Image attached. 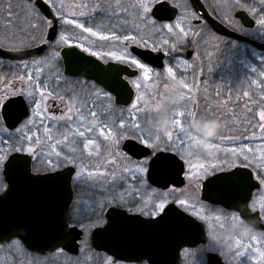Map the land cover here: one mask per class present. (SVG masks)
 <instances>
[{
	"label": "snow or ice",
	"instance_id": "1",
	"mask_svg": "<svg viewBox=\"0 0 264 264\" xmlns=\"http://www.w3.org/2000/svg\"><path fill=\"white\" fill-rule=\"evenodd\" d=\"M260 2L264 4V0ZM43 3L51 9L53 18L41 12L38 0H26L23 14L31 17L27 39L15 43H0V50L15 54L14 60L24 73L20 75L17 72L12 75V81L18 80L20 85H24L26 79L28 81L25 86L13 84L0 89V198H5L10 192L17 165L23 166L33 179L66 182L73 195L64 207L62 224L43 241L51 245L46 250L33 247V241H36L35 230L27 223L20 222L6 229V234H4L5 229H0V251L6 252L11 257L10 261L0 260V264H25V261L27 264H46L49 256L63 258L69 254H73L70 264H91L90 254H98L104 242L100 239L101 235L113 233L117 227L113 223L114 217L128 220H142L140 217H147L148 221H142L159 223L170 216L180 230L197 226V221L206 223L209 241L212 239L211 221H215V225L220 228H223L225 219L235 222L242 218L253 222L256 227L259 225L261 230L256 231L247 242L236 241L232 248L252 249L259 259L264 260V249L256 246L264 240V151L259 148L254 151L251 148L246 150L244 147H221L216 144L213 145L215 154L209 157L214 161H220L219 163L193 164L192 156L200 149L192 143L186 126L189 121L201 116L199 105L193 106L188 111L184 109L176 111L174 117H188L186 125L182 124L180 119L174 118L171 127L165 130L156 128L155 134L143 127L136 119V113L144 110L147 102L141 108H138L136 103H132L131 108L128 109L129 116L125 118L121 113L119 122H114L110 119L114 101L109 92L123 96L128 90V84L132 83L139 93L142 85L136 81L126 82L122 69H101L103 72L116 71L119 74L107 82L85 83V80L92 81L94 77L82 68L84 57H80L75 51L65 52L63 57L60 55L61 49L68 47L80 49L88 56H99V53L86 43L77 41L70 43V38L65 34V26H74L89 37H98L101 41H116L121 45L119 52H107L106 57L111 56L113 60L126 65L127 68L139 70L144 81L153 77L159 81L161 74L154 73L152 68L130 50L129 45L136 44L137 47L153 53L162 52L165 47L168 48L169 53L174 51L188 36L192 27L190 21L202 19L192 10L189 0H135L130 6L139 22L135 27L138 30L140 25H143L144 35L128 34L127 19L117 11L123 7V11L128 12V6H122L119 0H116L115 4L112 0H104L103 7L93 6L94 10H98L97 15L108 12L116 17L109 34H102L93 27L86 26L87 21L79 22L76 19L66 18L62 0H43ZM209 6L213 11L223 7L221 3ZM232 7H241V0H235ZM7 11L8 19L11 21L12 14H16V6L9 3ZM71 15L74 17L75 13ZM80 15L84 16V13L81 12ZM165 19H175L176 22L157 24L158 20ZM186 22L187 31L182 26ZM260 24L264 27V20H261ZM117 28L123 31L122 38L116 34ZM161 33L174 36L175 43L161 39L159 43L153 41L149 44L151 35L159 36ZM62 59L67 62V76L60 71L63 66L60 63ZM3 62L4 58L0 57V64ZM87 63L93 62L87 61ZM183 63L177 64V68ZM45 67L55 73L51 82L48 78H41L40 74ZM29 68L35 69V72L29 71ZM69 77L76 79L69 80ZM80 77H84L85 80H81ZM4 82L8 83L7 80ZM177 82L183 86L186 100L191 101L190 93L194 86H190L182 77L178 79L173 68H167L165 92L170 85ZM156 86L152 85V87ZM136 99L140 101L142 97L137 94ZM163 99L162 94L152 111H159L160 101ZM204 107L207 116L217 117V113L209 108L207 103ZM57 112L59 115L56 114ZM260 118L264 121V112L260 113ZM230 122L233 125L229 129L231 132L243 133L244 130L234 126L235 121L231 117L225 119L224 126ZM176 128H179L180 133L183 134L180 139L181 144L184 145L181 152L176 153L178 159L162 154L172 151L170 142L173 141V131L170 129ZM261 131L264 132V127H261ZM93 133H98V136H94ZM99 137L103 140H99ZM220 139L233 140L234 136H221ZM126 140L130 141L127 152L121 147L122 142ZM128 152L131 155H128ZM257 152H259V162H257ZM219 153H231L236 159H222ZM137 154H142L143 158L134 159ZM162 161L177 167L180 173H184L187 165L185 178L188 185L167 188L164 192L155 194L156 189L148 183L151 179L149 168L151 167L154 175ZM109 165L111 167L106 171H99ZM209 170L213 175L218 172L225 173L216 175L215 179L209 182L210 192L216 186L228 185H234L241 191L247 189L248 195L244 198L247 214L233 212L227 217L220 214L209 217L205 214L204 206L199 200V191L201 181L210 175ZM77 189L90 193L88 201L80 209L75 205ZM252 189H259L260 194H254ZM149 192L155 195L145 199L143 194ZM97 196L103 199L99 200ZM169 203L173 207L165 212ZM105 209L110 211L106 213ZM156 217L160 219L157 220ZM222 254V250L210 242L203 250L200 264H211L214 257ZM149 261L151 257L139 258L140 264H149ZM102 264H121V259L114 258L113 254L104 259Z\"/></svg>",
	"mask_w": 264,
	"mask_h": 264
},
{
	"label": "water",
	"instance_id": "2",
	"mask_svg": "<svg viewBox=\"0 0 264 264\" xmlns=\"http://www.w3.org/2000/svg\"><path fill=\"white\" fill-rule=\"evenodd\" d=\"M189 1L192 7L209 22L216 33L237 41L246 42L255 49L264 51V43L252 40L218 23L209 15L201 0ZM38 4L43 14L47 15L49 18H53L51 9L43 3V0H38ZM237 16L245 25H252L251 19L244 12L238 13ZM162 21L172 20L165 19ZM48 35L50 36V30ZM44 47L47 46L44 45ZM131 50L142 61L150 65L156 64L155 60H161L163 58V55L157 58L153 52L135 46H132ZM36 51H39V49H36ZM68 51H75L80 57H84L85 62L82 64V68L94 77L92 80L93 82H107L119 74L116 71L103 72L101 69H122L123 76L128 78L138 74V71L129 69L127 66L119 63H103L98 58L83 53L80 49L63 48L61 57ZM184 54L185 53H179L181 56H184ZM0 57H3L5 60L15 61V54L9 51L0 50ZM87 61H92L93 63L89 64ZM63 63L65 73L67 74V62L63 60ZM158 66V68H161L163 65L158 64ZM100 86L102 87L103 85ZM105 90L108 91V89ZM111 94L115 98V103L119 106L130 105L135 97V91L130 83L128 84V90L125 91L123 96H116L115 93ZM18 110L19 109H17V111ZM129 143L130 141H125L123 144L125 152H127V145ZM131 143L135 142L131 141ZM128 154L131 155L130 152H128ZM162 154L178 159L176 154L171 152H164ZM134 158L143 157L142 154H137V157ZM246 171H248V169H246ZM223 174L225 173L216 175ZM14 175L15 179L10 192L5 198H0V229H5L4 234H6V229L20 222L27 223L35 230L36 241H33V247L46 250L51 245L43 241L46 236L54 233L62 224L64 207L72 197L73 192L69 190L66 182L31 178L23 166H15ZM149 175L151 179H149L148 182L154 187L163 190L170 186L182 187L185 185L184 173H180L177 167L167 162L162 161L157 166L154 175L150 167ZM216 175L203 183L202 199L237 212H241V206L243 205L242 213L247 214V209L244 205V198L248 195L247 189L241 191L234 185H228L221 187L216 186L210 192L208 188L209 182L215 179ZM181 181H183V184H181ZM255 190L256 189H252L253 192ZM171 207H173L172 204L167 205L165 212ZM140 219L148 221V219H143L142 217H140ZM156 219L159 220L160 217ZM142 220H128L123 217H114L113 223L117 227L113 233L101 235L100 239L104 242L100 246V251L106 252L109 255L114 254V258L119 257L121 261H139V258L144 256L151 257V264H178L180 250L182 248L193 247L206 240L205 227L199 221L196 222L197 226L180 230L177 228L171 216L162 219L159 223H149ZM256 228L260 229L259 225H257ZM153 234L157 235L156 240L152 237ZM155 241L157 245L153 246ZM211 264L224 263L221 262L220 259H216V261L214 260Z\"/></svg>",
	"mask_w": 264,
	"mask_h": 264
},
{
	"label": "rangeland",
	"instance_id": "3",
	"mask_svg": "<svg viewBox=\"0 0 264 264\" xmlns=\"http://www.w3.org/2000/svg\"><path fill=\"white\" fill-rule=\"evenodd\" d=\"M221 1H223L225 5V18L224 19L226 20L228 24L233 25L235 27H237L236 22L233 21L234 20L233 15L235 11L240 10V9H245V8L249 9L248 4L250 3V1L252 2V6H254L256 3L257 7L255 8L254 11L252 10V13L255 14L257 28L253 29L252 32L254 35L256 36L258 35L264 39V27H262L260 24V21L264 20V10L263 12L260 11L264 9V4H261L260 0H241V7H237V8L232 7V4L235 3V0H221ZM62 2L65 5L64 12L66 14V18L76 19L79 22L87 21L86 26L93 27L94 30L102 34H109V32L112 30V25L115 22L116 17L112 16L108 12L103 13L102 15H97L96 11L98 10L93 9L94 5H99L100 7H103L104 0H62ZM112 2L113 4H115L116 0H112ZM119 2L122 6H128V12H124L123 7L117 9V11H119L121 15L127 19L126 27L128 29V34L129 35H137V34L144 35L143 25H140L138 30L135 27V25L138 24L139 22L136 20L135 16L133 15L134 10L130 7L132 4L135 3V0H119ZM20 5L22 8L20 13L23 16L21 20L17 18L16 15L18 14L16 13V14H12L11 21L8 19V16H7L5 21L0 22V24H2L1 27L5 33L1 35L2 36V38H0L1 43H6V44L15 43L16 40H21V38L27 39L28 34H29L28 23L31 17H28L25 14H23V7L26 6V1L22 0V3ZM83 5H87V7H83ZM81 12L84 13V16L80 15ZM71 13H75V16L73 17ZM175 22L176 20L168 24H175ZM157 24H160V23H157ZM190 24L192 26L191 21H190ZM182 26L185 27L186 31L188 30L187 22ZM65 27H66L65 34L70 38V43L72 41L86 43L87 46H89L92 50L97 51L99 53L98 57H100L101 59L113 60L111 56L106 57L105 53L111 52V51L119 52L120 50L121 45H118L116 41H101L99 40L98 37H89L88 34L86 33L82 34L81 30L76 29L74 26H65ZM191 30H192V27H191ZM191 30L189 31V33L191 32ZM115 31H116V34H118L122 38L124 34L123 31H121L119 28L115 29ZM145 38L149 39L148 36H145ZM161 39H168L170 43H175L174 36L168 35L166 33H161L159 36L154 35V34L151 35V38L149 39V44H151L153 41L159 43ZM231 44H232L233 49L236 50V53H235L236 59L239 60L238 63L241 64V68L243 71H242L241 76L236 75V76H231L230 78L229 77L225 78L224 83H225L226 91L230 95H233L232 93H239V91H241L240 93H248V95H250L249 93H264V52H259L255 49H252L250 51L245 46L237 45L236 42L231 43ZM131 45H136V44H130L129 47ZM164 49L168 50L167 47H165ZM250 57L252 60L250 59ZM204 58H206L205 59L206 61L202 63H205V65L210 64V66H212V64L218 60V58H216L212 54H210L209 56L208 53H207V56H205ZM195 59L197 61L198 57ZM177 62L178 63L184 62L180 68H173V71L176 72L177 74V78L179 79L182 77L185 79L186 83H188L190 86H194L193 91L190 93V95L192 96L191 101L186 100V103L182 107V109H184L185 111H188L193 107V100L197 102L198 98H200L202 94H204V93H199V91H201L203 87V83H201V77L205 75V70L204 68L202 69L203 64L201 63V66L198 65L196 70H194L191 74L189 71V67H191V63L189 65L188 62H186V60H183V59H178ZM167 68L169 67H166V69ZM166 69L165 70L153 69L154 73L161 74L159 81H157L155 77L151 78L148 81H144L142 79L141 74L138 78L132 80L142 85L141 89L139 90V93L137 92V89L134 87L136 90V95H135L133 103H136L138 108H141V106L145 105V102H147L144 107V110L136 113V119L138 122L142 124L143 127L151 130L153 134H155L156 127L152 126V121L157 112L152 111V109L155 107L156 103L160 100V97L162 94L164 95V98L167 95V92H165L164 90ZM28 70L35 72V69L33 68H29ZM17 72L20 75L24 74L23 71L19 68V66L17 68ZM40 75L42 79L48 78L49 82H51V78L55 76V73L52 72L49 68L45 67L43 73H41ZM211 77L213 81L210 82L209 84L217 86L218 88L217 90H213L215 91L214 93H211V92L208 93L209 94L208 97L210 99H213L217 94L216 91L220 90L221 82L219 81L218 74L213 73ZM25 82H27L28 84L27 79L25 80ZM154 84L157 86L152 87V85ZM137 94H139L142 97L140 101H137L136 99ZM131 105L125 108L124 110L122 109L119 110V112L115 110L112 121L118 122L117 118L118 117L121 118V113H123V116L128 117L129 116L128 109L131 108ZM198 105L200 106V113H201V116L199 117L203 116V117L209 118V116H207V111L205 109H203L202 111L201 103H198ZM214 105L218 106L217 103H215ZM241 111L244 112L246 110L244 109ZM257 111L256 113L254 112L255 113L254 117L258 119L257 124H259L257 128L255 127L251 129H246V131H243L244 134L242 133L244 135L242 138L248 139V142H243L244 140H241V143H234V142L225 140L226 144L224 145L219 144V145L221 147H236V148L244 147L246 150L251 148L254 151L257 148H259L260 150L264 151V139H262L264 138V132L261 131V127H264V121H262L260 118L261 112L259 110ZM133 112H136V110H133ZM245 116L246 114L244 115V117ZM224 117L225 119H227L228 117H231L232 120H234V114L232 113H227L226 116ZM252 117H253L252 115L247 114V118L252 119ZM149 118H150V121H149ZM174 118L180 119L182 124H185V125L187 124V121H188L187 116L174 117ZM190 122L191 121H189V123ZM125 123H127V119ZM231 126H232L231 123L225 126L226 128L224 130L225 137L227 136L226 131H228V129L231 128ZM170 130L173 131V141L170 142V144L172 145V151H174L175 153L181 152L184 145L181 144L180 138L182 137L183 134L180 133L179 128L170 129ZM93 135L98 136V133H93ZM160 135H163V133H160ZM99 140H103V138L99 137ZM218 155H220L222 159H236V157L232 156L231 153H219ZM192 160H193V164H196L197 162L205 163V164L220 162V161L212 160L211 157L206 155L201 150H196L194 152L192 156ZM257 162H259V152H257ZM109 167L111 166L109 165V166H106L105 168H101L99 169V171H102V172L106 171V169ZM195 170L199 171V169H195ZM187 171H188V168L186 165V174H187ZM209 171L211 173V170ZM117 175H119V170H117ZM187 185H188V181L186 179V185H184L183 187H186ZM161 192H164V190L156 191L155 194H159ZM155 194L149 192L143 195L145 199H150ZM89 195L90 193L83 191V194L78 197L77 203L79 204L80 208H82L84 204L88 201ZM97 199L102 200L103 197L97 196ZM203 206L205 209V214L207 215L206 205L203 204ZM210 217H212V215H210ZM256 246L263 249L261 246H259V244H257ZM241 249L231 248L230 250H224L226 257L228 258V261H230L231 256H235L237 253H238L237 254L238 258L242 257V255H244V252H240ZM72 258H73V255L71 254L63 258L49 256L47 259L49 260V262L47 261V263L49 264H70V260ZM106 258L107 256H103L100 254L98 255L90 254L89 256V260L91 261V264H102V261ZM0 260L10 261L11 257L8 256L6 252L0 251ZM252 260L255 261V263L262 261L261 259L258 258V256L255 253H254V258Z\"/></svg>",
	"mask_w": 264,
	"mask_h": 264
},
{
	"label": "flooded vegetation",
	"instance_id": "4",
	"mask_svg": "<svg viewBox=\"0 0 264 264\" xmlns=\"http://www.w3.org/2000/svg\"><path fill=\"white\" fill-rule=\"evenodd\" d=\"M201 1L204 4L209 15L211 17H213L218 23H220L223 26H226L228 29H230L234 32H237L243 36H246L252 40H256L258 42L264 43V39L262 37H260L258 35L256 36L252 32L253 29L257 28L256 27L255 14L252 13V10L254 11L255 8L257 7L256 3L254 6H252V2L250 1V3L248 4L249 9L245 8V9H240V10L235 11V13L233 15L234 16L233 21L236 22V24H237V27H235L233 25L228 24L226 22V20L224 19L225 18V5H224L223 1H221V0H201ZM215 3H221L223 5V7L218 8L216 11H213V8L210 7L209 5L215 4ZM192 10L195 11L200 17H202L201 14L199 12H197L193 7H192ZM241 11L247 13L250 16V18H252L254 20L253 27L250 25L249 26L245 25L241 21V19L237 16L238 13H240ZM260 11L263 12V10H260ZM1 13L9 14L7 11H0V15H1ZM221 17H223V20H221ZM1 21H2V19H0V22ZM157 23H163V22H157ZM191 23H192V30L188 34V36L184 39L183 44L177 45L176 49L170 53H169V50H165V49L162 52L153 53L155 56H157V58L161 55H163V58L161 60H159V59L155 60L156 64H153L154 66H149V65H147V66H149L152 69H159V70H165L166 67L177 68V64H180L177 62V60L183 59V60H186V62H188L189 65L191 63V67H189V71L192 74V72L194 70H196L198 65L201 66V63L206 61L205 60L206 58H204V57L207 56V53L209 56H210V54H212L213 56L218 57L219 58L218 59V63H219L218 64V77H219V81L221 82L220 90L216 91L217 94L213 99H210L207 96L205 98V103H207L209 105V108H211L212 110L216 111V113H218L216 118L222 120L223 123L225 121L224 116H226L227 113H232V114H234V121H235L234 126L236 128H240L242 130L251 129V128H255V127L257 128V126L259 125V124H257L258 119L256 117H254V114L256 113L257 110H259L260 112H264V93H249L250 95H248V93H240L241 91H239V93H232L233 95H230L226 91L225 83H224L225 78H227V77L230 78L231 76H236V75L241 76L242 71H243L241 68V64L238 63L239 60L236 59V55H235L236 50L233 49L231 43L236 42L237 45L245 46L250 51L253 49V47L251 45H249L248 43L237 42L236 40H234L232 38H228L226 36H222V35L215 33L213 28L209 24V22L203 17H202V19H199V20H191ZM1 31H2V29L0 27V38H2ZM139 48H142V47H139ZM62 49H61V51H62ZM209 52H210V54H209ZM179 53H185L184 57L178 56ZM173 57H175V59ZM197 57H198V60L196 61L195 58H197ZM97 58L99 60H101L103 63H108L110 61H113V60H104V59H101L100 57H97ZM193 59H194V61H193ZM250 59H251V57H250ZM113 62L118 63L117 61H113ZM60 63L63 65L60 68V71L64 72L65 76H67V74L65 73L63 60H61ZM158 64H160V65L162 64L163 67L157 68V67H159ZM202 64H203L202 69L204 68V70H206L207 66L205 65V63H202ZM192 67H193V69H192ZM17 68H18V65H17L16 61L4 59L3 64H0V89H3L5 87H10L13 84L16 86L27 85V82H24V85H20V82L18 80L12 81L11 77H12V75H14L17 72ZM133 70H137V69H133ZM137 71L139 72V70H137ZM139 76H140V72L136 77H134L132 79H128V80L132 81V80L138 78ZM205 78L206 77H204V76L201 77V83H203V79H205ZM74 79H76V78L75 77H69V80H74ZM80 79L85 80V78H82V77H80ZM5 80L8 81L7 84L4 82ZM85 83H95V82L85 80ZM204 92L205 93L206 92L214 93L215 91H203V90L199 91V93H204ZM109 95L112 96L113 101H114L113 111L110 114V119L112 120L114 117V111L115 110L117 112H119V110H121V109L124 110L127 107L117 105L115 103L114 96L110 92H109ZM215 103H217L218 106H215L214 105ZM195 105H197V104L193 100V106H195ZM218 109H219V111H218ZM244 109L246 111H244V112L241 111ZM53 112H55V108H53ZM56 114L59 115L58 112ZM245 114H246V116L244 117ZM247 114L252 115L253 116L252 119L247 118ZM124 117L127 118L126 116H124ZM209 118H211V117H209ZM117 120L119 122L120 118L118 117ZM125 121H126V119H125ZM232 127H233V125L231 126V128ZM231 128H229V129H231ZM222 136L225 137V133ZM225 140L226 139H220L218 141V144H222V145L226 144ZM241 140H244L243 142H248V139L242 138V134H239L238 137L233 142L234 143H241ZM65 143H67V141H65ZM123 143H124V141L121 144L122 148H123ZM167 152L175 153L174 151H167ZM248 171H250V169H248ZM219 173L220 172L215 173L214 175L219 174ZM214 175L210 173L209 176L205 177L201 181V188L199 191V200L201 203L206 205V213L209 217H210V215L213 216L216 214H220V215L225 216V217L230 216L233 212H236V211H231V210H228L221 205H216V204H212V203L203 201L201 198L202 183ZM184 176H186V171L184 173ZM185 185H186V178H185ZM152 187L155 188L156 191H163L162 189H160L158 187H154L153 185H152ZM171 187H174V186H170L169 188H171ZM253 193L258 195V194H260V190L257 189ZM75 194H76L75 205H76L77 209H80L79 204L77 203V199L80 195L83 194V191L77 189V190H75ZM108 211H109V209H105L106 213ZM252 215H255V214H252ZM142 218L148 219L147 217H142ZM201 223L205 226L207 239L204 242H201V243H199L193 247L182 248L180 250V255H179V264H200V258H201V255L203 253V250L206 248L207 244L210 243V241L208 239V225L204 222H201ZM211 223L213 224V226H216L215 221H211ZM260 230L261 229L256 228V231H260ZM152 237L155 238V240H156L157 235L153 234ZM247 241L248 240H246V242ZM156 245H157V243L155 241L153 246H156ZM259 246H261L264 249V240L260 241ZM221 250H222L223 254L217 255L214 258L220 259V261L223 262L224 264H264V260H262L261 262H257V263H255V261L252 260L254 258V252L251 249H247V250H245L244 248L241 249L240 252H244V255H242V257L238 258L237 257L238 253H237L235 256L230 257V261H228V258L226 257L224 250L223 249H221ZM92 254H96V255L100 254L103 256H107V257L110 256L104 252H99L98 254L97 253H92ZM37 255L39 256V254H37ZM39 258L43 259L44 257H39ZM214 258L211 260V263H213L214 260L216 261V259H214ZM47 261L49 262V260H47ZM47 261H46V264H49V263H47ZM121 263L122 264H140L139 261H121ZM25 264H27L26 261H25ZM149 264H151L150 261H149Z\"/></svg>",
	"mask_w": 264,
	"mask_h": 264
},
{
	"label": "clouds",
	"instance_id": "5",
	"mask_svg": "<svg viewBox=\"0 0 264 264\" xmlns=\"http://www.w3.org/2000/svg\"><path fill=\"white\" fill-rule=\"evenodd\" d=\"M186 103V93L180 83L169 86L167 95L160 101L159 111L153 118L152 126L165 130L171 127L175 113L182 109ZM191 141L206 155L215 154L213 145L218 144L224 134L225 126L218 118L199 117L191 121L187 126ZM243 205L241 206V212ZM256 234V225L247 220L232 221L224 220L223 228L212 226L211 243L223 250H230L236 241H246Z\"/></svg>",
	"mask_w": 264,
	"mask_h": 264
},
{
	"label": "trees",
	"instance_id": "6",
	"mask_svg": "<svg viewBox=\"0 0 264 264\" xmlns=\"http://www.w3.org/2000/svg\"><path fill=\"white\" fill-rule=\"evenodd\" d=\"M9 3L14 4L16 6V13L18 14L16 16L19 20H21L23 17L22 14L20 13V11L22 10L21 5H20L22 3V0H0V11H7V7H8ZM8 15L9 14H7V13H1L0 17H1L2 21H5ZM1 26H2V24H0V27ZM1 29H2V27H1ZM1 34H5L3 29L1 31ZM21 39H24V38H21ZM17 41L19 42V40H16L15 42H17ZM216 58H218V57H216ZM218 64H219L218 60L215 63H213L212 66H210V64L209 65L206 64L207 68L205 70V75H204V77H206V78L203 79V87H202L203 91H213V90L218 89L217 86L209 84L210 82L213 81L211 75L213 73L218 74ZM216 81H218V80H216ZM208 95H209L208 92H206V93L204 92V94H202V96L200 98H198V100L196 102L197 105H198V103H201L202 111H203V109H205V107H204L205 106V98ZM217 115H218V113H217ZM244 131H246V130H244ZM226 132H227L226 133L227 136H234L233 140H235L239 135V134H236V133L229 131V129ZM243 134H242V137L244 136ZM233 140H228V141L233 142Z\"/></svg>",
	"mask_w": 264,
	"mask_h": 264
}]
</instances>
